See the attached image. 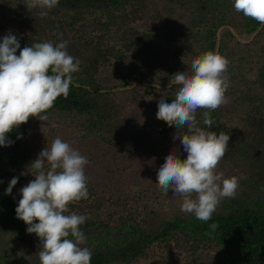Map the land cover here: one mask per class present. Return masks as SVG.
Segmentation results:
<instances>
[{
	"label": "trees",
	"instance_id": "1",
	"mask_svg": "<svg viewBox=\"0 0 264 264\" xmlns=\"http://www.w3.org/2000/svg\"><path fill=\"white\" fill-rule=\"evenodd\" d=\"M24 3L0 0V42L11 31L22 49L59 43L54 33H62L79 70L47 121L30 117L0 146V264H40V239L15 209L35 179L31 162L56 137L89 161V198L69 209L86 216L81 247L91 250V264H264V24L235 11L232 0H59L44 17ZM207 51L229 60L228 103L211 112V128L206 109L196 119L230 136L217 172L245 178L202 222L156 184L169 152L187 157L180 141L187 127H169L156 114L161 96L171 102L179 88L173 74L190 73Z\"/></svg>",
	"mask_w": 264,
	"mask_h": 264
},
{
	"label": "clouds",
	"instance_id": "2",
	"mask_svg": "<svg viewBox=\"0 0 264 264\" xmlns=\"http://www.w3.org/2000/svg\"><path fill=\"white\" fill-rule=\"evenodd\" d=\"M232 2L235 11L264 24V0ZM58 3L59 0H25L24 4L27 9H41L44 17ZM54 35L59 43L48 40L22 49L11 31L0 42V146H10L13 141L7 134L30 117L47 121L46 113L56 99L69 93L79 61L68 53L63 34ZM228 65L229 60L218 52L198 55L191 62L190 73L173 74L179 88L171 102L162 95L157 105V119L169 127H187V134L180 138L187 157L181 159L177 151L169 152L158 169L156 184L165 195L171 190L173 196L181 197V211L202 222L211 220L223 199L235 198L240 179L245 178L225 177L223 172H217L229 148L230 136L205 130L196 119L197 110L206 109L203 124L211 128V112L228 103ZM88 163L85 156L56 137L30 164L35 179L20 189L21 199L15 212L27 225L26 231L40 239V264H91V250L81 247L86 236L80 226L86 216L69 209V205L89 198L85 175ZM18 179H11L6 195L12 193ZM217 227L216 223L210 225L213 231Z\"/></svg>",
	"mask_w": 264,
	"mask_h": 264
},
{
	"label": "rangeland",
	"instance_id": "3",
	"mask_svg": "<svg viewBox=\"0 0 264 264\" xmlns=\"http://www.w3.org/2000/svg\"><path fill=\"white\" fill-rule=\"evenodd\" d=\"M157 260V261H156ZM156 260H153L152 262H149L150 264H162L160 262V260L156 259ZM140 264H145L144 262L140 263Z\"/></svg>",
	"mask_w": 264,
	"mask_h": 264
}]
</instances>
